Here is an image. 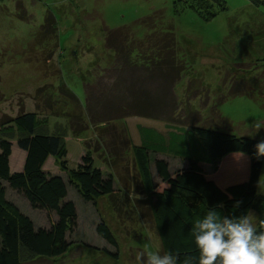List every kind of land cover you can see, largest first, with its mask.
I'll list each match as a JSON object with an SVG mask.
<instances>
[{
	"label": "trees",
	"instance_id": "trees-1",
	"mask_svg": "<svg viewBox=\"0 0 264 264\" xmlns=\"http://www.w3.org/2000/svg\"><path fill=\"white\" fill-rule=\"evenodd\" d=\"M196 4L199 14L203 10L211 15L209 0H196ZM138 22L146 29L141 36L133 29ZM133 23L102 26L103 46L111 52L110 65L106 73L100 72L93 82L83 84V104L63 81L35 88V106L42 105L48 114L64 117L55 116L51 129L49 115L39 117L36 109L19 108L11 117L0 115V264L49 260L64 255L72 245L98 249L112 259L118 257L117 240L99 215L97 199L106 195L114 206L120 183L115 182L112 170L94 165L90 147L86 146L75 166L66 165L64 137L68 132L78 137L87 121L97 124L104 145L114 147V156L125 157L130 147L139 174L138 186L144 193L135 201L141 213L144 206L151 216L162 254L178 252L181 261L188 256L192 264H199L190 229L192 221L209 209H216L222 217L251 216L256 227L264 230V190L256 191L263 159L257 156L256 145L264 142L262 139L176 121L166 122L167 136L151 125L136 124L140 140L132 144L128 130L116 129L114 121L128 115L171 118L174 85L187 65L178 54L171 27H156L153 20ZM55 30L54 14L46 9L34 40L37 44L54 40ZM196 80H189L186 88H193L192 81ZM198 90L193 88L192 93ZM230 92L252 95L250 86L240 79L231 82ZM13 140L24 152L17 170H11L8 162ZM49 155L62 173L43 168ZM168 158L176 159L178 165L170 169ZM151 162L159 182L153 179ZM67 187L90 203L94 217L91 226L104 245L78 238V214L67 196ZM16 197L41 212L44 223L20 209Z\"/></svg>",
	"mask_w": 264,
	"mask_h": 264
},
{
	"label": "rangeland",
	"instance_id": "rangeland-1",
	"mask_svg": "<svg viewBox=\"0 0 264 264\" xmlns=\"http://www.w3.org/2000/svg\"><path fill=\"white\" fill-rule=\"evenodd\" d=\"M259 1L209 0V15L203 10L201 14L196 11V0H0V115L11 117L19 108L36 109L39 117L48 114L42 105L37 109L32 95L44 83L65 82L83 104V84L93 82L100 72L106 73L110 65L111 52L103 46L102 26L118 27L132 25L135 20H153L156 27H171L178 54L187 64L174 85L173 114L168 119L128 115L114 121L116 129L128 130L133 144L136 124L158 127L167 136L166 122L192 121L264 141V0ZM46 9L54 14L56 38L37 44L34 34ZM134 25L136 35L145 33L143 24ZM98 67L104 69L101 71ZM195 78L193 88L199 90L192 93L193 88L187 89L186 85ZM238 79L247 82L251 96L231 94V82ZM48 115L51 129L57 115ZM58 116L56 119L64 120L62 115ZM95 125L87 121L86 129L78 137L70 132L65 135V160L68 167L75 166L90 147L94 165L104 171L112 170L117 178L115 182L120 183L113 197L118 210H114L108 196L97 199L99 215L117 240L118 257L112 259L98 249L72 245L64 255L49 258L50 261L42 258L25 264H136L137 252L143 251L146 260L148 253L161 251L151 216L142 205L144 212L141 213L135 201L143 198L144 193L138 186L139 174L130 147L125 157L114 156V147L104 145ZM22 157L23 151L13 140L8 157L11 170L19 169L16 167ZM177 162L168 158L169 168L177 166ZM43 168L62 173L50 155ZM150 169L154 181L159 182L152 162ZM262 190L264 156L256 186V191ZM67 196L76 206L78 238L104 245L91 226L94 217L88 207L90 203L69 187ZM16 199L20 209L29 215L31 212L37 221L44 223L41 212L32 210L25 199L24 202Z\"/></svg>",
	"mask_w": 264,
	"mask_h": 264
},
{
	"label": "clouds",
	"instance_id": "clouds-1",
	"mask_svg": "<svg viewBox=\"0 0 264 264\" xmlns=\"http://www.w3.org/2000/svg\"><path fill=\"white\" fill-rule=\"evenodd\" d=\"M257 156H264V142L256 145ZM264 224V222H261ZM190 234L199 254V264H264V230H259L248 215L222 217L209 209L192 221ZM136 264H192L191 257L181 261L178 252L160 250L136 253Z\"/></svg>",
	"mask_w": 264,
	"mask_h": 264
},
{
	"label": "crops",
	"instance_id": "crops-1",
	"mask_svg": "<svg viewBox=\"0 0 264 264\" xmlns=\"http://www.w3.org/2000/svg\"><path fill=\"white\" fill-rule=\"evenodd\" d=\"M139 125H146V126H150V125H148V124H145V123H143V124H139ZM151 127H154V126H152L151 125ZM158 131H162L160 128H158V127H155ZM135 133H136V141L134 142V143H139V140H140V138H139V134L136 132V125H135ZM11 147H12V145H11ZM23 155H24V152H23ZM22 162H23V157H22V160H21V162H20V164L16 167V168H21V164H22Z\"/></svg>",
	"mask_w": 264,
	"mask_h": 264
}]
</instances>
